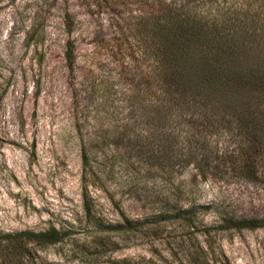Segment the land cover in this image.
Masks as SVG:
<instances>
[{
    "label": "rangeland",
    "instance_id": "374dc122",
    "mask_svg": "<svg viewBox=\"0 0 264 264\" xmlns=\"http://www.w3.org/2000/svg\"><path fill=\"white\" fill-rule=\"evenodd\" d=\"M159 1L0 0V234H64L36 247L31 264H197L191 253L207 243L229 264H264L263 227L201 233L264 220V187L231 165L249 157L248 129L208 136L210 164L175 144L142 35ZM84 148L99 176L87 183L90 214ZM194 204L210 208L198 229L155 216Z\"/></svg>",
    "mask_w": 264,
    "mask_h": 264
},
{
    "label": "trees",
    "instance_id": "16d2710c",
    "mask_svg": "<svg viewBox=\"0 0 264 264\" xmlns=\"http://www.w3.org/2000/svg\"><path fill=\"white\" fill-rule=\"evenodd\" d=\"M178 1H182L180 6ZM210 8H216L217 13L206 11ZM154 18L153 27L144 24L142 35L151 40L147 47L158 89V110L165 109L178 129L172 134L175 144L182 138L189 146L190 160L210 164L217 155L208 152V136L225 128L248 129L249 157H230L231 165L244 169L242 180L264 187L260 172L264 157V0H176L174 5L160 0ZM72 48L70 43L66 54L70 64L74 61ZM83 152L88 170L84 208L90 214L87 183L98 174L85 148ZM173 155L178 154L173 151ZM153 157L159 166L163 164V155ZM174 208L175 215L159 211L155 216L198 229L200 214L210 209L196 204ZM261 227L264 220L231 218L226 225L206 227L201 233L209 238L217 228ZM63 238L54 227L41 232L1 233L0 264H31L36 247L55 245ZM191 255L197 264H229L226 255L211 243L206 249L199 246Z\"/></svg>",
    "mask_w": 264,
    "mask_h": 264
}]
</instances>
